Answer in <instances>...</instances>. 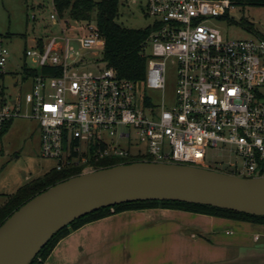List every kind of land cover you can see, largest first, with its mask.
I'll return each mask as SVG.
<instances>
[{
	"label": "built area",
	"instance_id": "1",
	"mask_svg": "<svg viewBox=\"0 0 264 264\" xmlns=\"http://www.w3.org/2000/svg\"><path fill=\"white\" fill-rule=\"evenodd\" d=\"M146 2L154 30L139 82L94 58L105 44L96 20L60 17L51 0L49 33L25 49V68L37 70L29 76L31 89L21 98H0V134L16 118L37 120L41 154L58 170L85 164L84 172L92 171L89 162L107 157L203 167L210 151L227 150L242 162L232 163V174L264 177V38L222 34L214 22L237 7L232 0ZM32 19L38 21L36 14ZM10 58L0 35V78ZM169 62L177 66V98L168 105L147 91L164 89ZM132 129L148 154L120 143Z\"/></svg>",
	"mask_w": 264,
	"mask_h": 264
},
{
	"label": "water",
	"instance_id": "2",
	"mask_svg": "<svg viewBox=\"0 0 264 264\" xmlns=\"http://www.w3.org/2000/svg\"><path fill=\"white\" fill-rule=\"evenodd\" d=\"M142 200H176L264 216V177L152 161L83 172L32 197L0 225V264H29L74 220Z\"/></svg>",
	"mask_w": 264,
	"mask_h": 264
},
{
	"label": "crops",
	"instance_id": "3",
	"mask_svg": "<svg viewBox=\"0 0 264 264\" xmlns=\"http://www.w3.org/2000/svg\"><path fill=\"white\" fill-rule=\"evenodd\" d=\"M45 264H264V224L169 208L126 210L72 231Z\"/></svg>",
	"mask_w": 264,
	"mask_h": 264
},
{
	"label": "rangeland",
	"instance_id": "4",
	"mask_svg": "<svg viewBox=\"0 0 264 264\" xmlns=\"http://www.w3.org/2000/svg\"><path fill=\"white\" fill-rule=\"evenodd\" d=\"M45 5L47 9L43 11L41 8ZM146 7V0H119L118 23L125 28L135 29L151 26L153 18L147 15ZM49 10L50 0H0V35L11 51L9 72L6 74V101L24 97L31 89V78L24 73L25 64H30V60L25 58V49L31 42V37L49 33V27L46 25ZM33 14H36L38 21L32 19ZM227 16L235 23L228 22L226 18L214 22L224 36L231 39L264 36V6L235 7ZM242 21L250 22L253 29L242 27ZM146 52L150 53L151 47ZM94 58L102 60L103 48L99 49ZM103 65L104 62L100 64L101 67ZM86 70L97 71L96 66H89ZM165 78L164 89L148 90L147 94L156 102L164 100L169 105L177 98L176 64L168 63ZM132 133L131 138L119 140L123 147L132 153L148 154L147 144L135 137L133 129ZM56 163L41 154L40 123L35 119L16 118L8 132L0 138V204L7 194L15 193L24 184L27 176L39 177L56 166ZM232 163L239 166L242 164L235 153L227 150L218 153L210 151L205 165L211 169L232 173ZM254 248L259 246H253L252 250Z\"/></svg>",
	"mask_w": 264,
	"mask_h": 264
},
{
	"label": "trees",
	"instance_id": "5",
	"mask_svg": "<svg viewBox=\"0 0 264 264\" xmlns=\"http://www.w3.org/2000/svg\"><path fill=\"white\" fill-rule=\"evenodd\" d=\"M237 7L245 6H264V0H232ZM57 12L60 17H66L72 20H96L99 30L102 33L105 44L103 48V62L108 67H113L120 78L143 82L145 79L149 56L144 50V45L151 35L154 28L148 26L144 29L125 28L117 21L119 17V0H54ZM47 5L41 9L44 11ZM222 16L230 23H235L233 19ZM245 29H253L248 21H242L240 24ZM264 38V36H259ZM41 42V41H40ZM43 71H50L45 68ZM37 70L25 68L28 76L35 74ZM144 92L146 88L144 86ZM5 100V94L2 95V101ZM148 101V100H147ZM13 120L10 121L0 138L7 132ZM141 161L140 159L124 161L115 157H107L99 162H89L94 169L111 167L122 163H132ZM85 164L74 165L62 170L56 167L50 169L42 176L33 178L22 185L15 193L9 194L6 201L0 205V225L18 208L32 197L43 192L49 187L69 179L84 172ZM203 167H207L205 164ZM211 169V168H210ZM150 208H169L191 211L196 213L208 214L219 217H226L242 221L264 224V216L252 215L211 205L189 203L176 200H142L124 202L111 207L98 209L92 213L84 215L69 225L59 230L49 242L41 249L38 255L29 264H45L46 259L56 247V245L72 231L81 226L126 210H139Z\"/></svg>",
	"mask_w": 264,
	"mask_h": 264
}]
</instances>
